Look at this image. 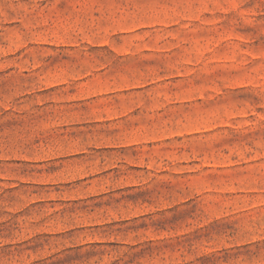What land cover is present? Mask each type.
Listing matches in <instances>:
<instances>
[{
	"label": "rangeland",
	"instance_id": "rangeland-1",
	"mask_svg": "<svg viewBox=\"0 0 264 264\" xmlns=\"http://www.w3.org/2000/svg\"><path fill=\"white\" fill-rule=\"evenodd\" d=\"M0 264H264V0H0Z\"/></svg>",
	"mask_w": 264,
	"mask_h": 264
}]
</instances>
